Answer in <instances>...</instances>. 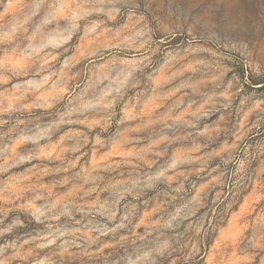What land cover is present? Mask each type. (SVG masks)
Returning <instances> with one entry per match:
<instances>
[{
    "label": "clouds",
    "instance_id": "obj_1",
    "mask_svg": "<svg viewBox=\"0 0 264 264\" xmlns=\"http://www.w3.org/2000/svg\"><path fill=\"white\" fill-rule=\"evenodd\" d=\"M0 264H264V0H0Z\"/></svg>",
    "mask_w": 264,
    "mask_h": 264
}]
</instances>
